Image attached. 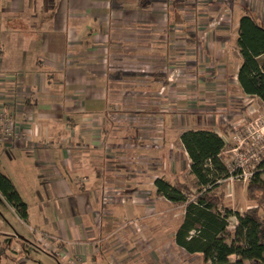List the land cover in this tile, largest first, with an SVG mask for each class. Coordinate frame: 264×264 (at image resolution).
Wrapping results in <instances>:
<instances>
[{
	"label": "crops",
	"instance_id": "0c3cea01",
	"mask_svg": "<svg viewBox=\"0 0 264 264\" xmlns=\"http://www.w3.org/2000/svg\"><path fill=\"white\" fill-rule=\"evenodd\" d=\"M197 2L0 0V111L10 112L16 133L0 143V161L28 205V220L38 225L27 227L23 220L33 236L44 222L61 227L63 245L74 241V232L69 236L65 229L69 221L78 230L109 193L114 202L107 213L108 241L115 250L125 244L117 232L124 216L144 213L143 204L130 197L142 191L162 197L155 186L159 177L186 183L177 166L181 157L194 178L181 140L180 156L173 141L198 127L188 119L180 129L177 107L192 116L193 93L213 95L215 86L214 95L227 96L220 86L225 67H231L233 84L246 95L238 82L239 21L246 9L237 22L234 63L226 53L229 30L202 25L206 15L198 18L190 7ZM257 20L264 25V18ZM209 129L227 145L219 130ZM225 181L230 183L226 191H235L231 179ZM3 227L0 221V237L13 233ZM47 237L34 239L42 244ZM91 246L79 244L76 255L62 251L87 264L86 251L89 259L95 256ZM185 252L203 261L200 253Z\"/></svg>",
	"mask_w": 264,
	"mask_h": 264
},
{
	"label": "rangeland",
	"instance_id": "374dc122",
	"mask_svg": "<svg viewBox=\"0 0 264 264\" xmlns=\"http://www.w3.org/2000/svg\"><path fill=\"white\" fill-rule=\"evenodd\" d=\"M195 1L198 2L191 4L190 7L193 8V11H196L197 17L200 18L206 15L201 20L202 25L206 24L209 29L222 28L229 30L230 36L226 38L229 50L226 53L228 52L229 60L236 63L237 48H235L234 36L238 18L244 13V9L249 10L256 18H264V0ZM231 65L233 66V64ZM224 72L225 81L224 83L220 82L222 84L220 86L226 90L225 94L227 96L217 97L214 95L217 92L216 86L213 88V95L207 96L205 91H202L201 95L193 93L190 101L192 116L184 115V110L181 111L177 107L178 114L176 117L180 120V124L184 121L188 122V119H190V126L219 130L227 139V152L224 154L226 164L230 169H233L236 166V162H233L236 153L233 148L239 144L240 140L243 143L241 147L244 148L248 144L252 145L254 141L257 144L260 139H264V105L261 102L254 101L253 97L240 93L241 91L233 84L234 75L229 76V73H232L231 67L230 69L225 67ZM158 128L161 127L158 126ZM181 128L185 127L181 124ZM178 133H180L179 129ZM173 144L179 155L181 144L178 136H176ZM259 155V163L253 161L246 164L245 170L247 173L252 172L254 175L260 171V166L264 163V149ZM186 161L185 158L181 157L177 162V166L180 168L183 180L193 189L192 191H195L197 185L195 179L191 178L187 171ZM171 166L174 169V165L165 164L167 169ZM236 171H240V169ZM261 171L263 170L261 169ZM250 180L231 179V187L235 191H226L229 181L222 182L218 192L224 195V204L227 207L243 213L257 204L246 199L245 191ZM142 192L137 198L133 196L129 199L143 204L144 213L140 216H124L117 232L123 233L125 244L118 243V248L115 250H111L112 244L108 241L109 235L112 233L109 232L107 213L114 202L109 193L102 196L94 217L90 219L88 217L83 218L78 230L77 228L74 230L72 228L73 222L69 221V225L65 229L70 234L69 236L75 234V240H65L64 245L61 238L58 237L61 236V227L55 228L52 224L45 225L44 222H41V232L33 236L27 227L31 226L37 229L38 225L34 221L27 220L25 221L27 227H24L22 225L24 221L16 216L6 200L0 195V221H3L4 225L2 231L13 232L10 235L0 237V264H70L73 263L72 261L78 264V260L74 256V254L76 255V248L79 244L86 245L90 243L93 244L91 248L95 256L93 259H89L90 253L86 251L87 259L85 260L87 262H84L87 264H205L200 256H190L175 243L174 234L183 220L184 206L172 204L163 197L157 198V195L152 191ZM87 200L89 201L88 196ZM51 214L52 212L48 210L46 216L52 219ZM261 214L264 218V207L261 209ZM35 217H37L36 214ZM236 223V219L231 217V228H234ZM90 225H93L92 229L89 228ZM15 231L24 238L18 236ZM73 232L74 234H72ZM111 232L113 234L117 233L115 228ZM38 235L39 237L42 235L48 237L41 244L34 239ZM63 249H70L74 254L65 252L68 255L65 256ZM231 259L238 264H247L239 256H232Z\"/></svg>",
	"mask_w": 264,
	"mask_h": 264
},
{
	"label": "trees",
	"instance_id": "16d2710c",
	"mask_svg": "<svg viewBox=\"0 0 264 264\" xmlns=\"http://www.w3.org/2000/svg\"><path fill=\"white\" fill-rule=\"evenodd\" d=\"M238 48L242 57L238 82L246 95L264 101V25L247 9L239 21ZM180 140L197 189L192 191L180 180H155L158 195L184 206L183 221L175 232L177 245L190 254L200 253L205 264H238L232 256H239L247 264H264V163L245 191L246 199L257 204L240 213L227 207L224 195L217 191L222 182L239 173L226 164L224 138L213 129L193 128L185 130ZM0 194L22 220H28V205L1 161ZM231 217L237 221L234 228L230 226Z\"/></svg>",
	"mask_w": 264,
	"mask_h": 264
},
{
	"label": "built area",
	"instance_id": "2783aa9c",
	"mask_svg": "<svg viewBox=\"0 0 264 264\" xmlns=\"http://www.w3.org/2000/svg\"><path fill=\"white\" fill-rule=\"evenodd\" d=\"M15 134V124L12 115L8 110L0 111V143H2L3 138L14 136ZM241 144H243L242 140H240L239 144L233 148V151L236 152L233 157V162H236V166L231 169L232 171L240 169V171H238L239 173L237 175L230 177L229 179L239 178L246 181L248 179L250 180L253 175L252 172H246V164L253 161L259 163V153L264 149V139H260L257 144L254 141V143L252 142V145L248 144V146L244 148L241 147Z\"/></svg>",
	"mask_w": 264,
	"mask_h": 264
}]
</instances>
